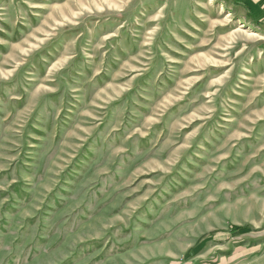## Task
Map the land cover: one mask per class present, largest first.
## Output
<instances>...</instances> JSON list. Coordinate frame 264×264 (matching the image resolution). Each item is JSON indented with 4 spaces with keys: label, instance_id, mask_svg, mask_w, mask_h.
<instances>
[{
    "label": "rangeland",
    "instance_id": "1",
    "mask_svg": "<svg viewBox=\"0 0 264 264\" xmlns=\"http://www.w3.org/2000/svg\"><path fill=\"white\" fill-rule=\"evenodd\" d=\"M0 264H264V30L0 0Z\"/></svg>",
    "mask_w": 264,
    "mask_h": 264
},
{
    "label": "crops",
    "instance_id": "2",
    "mask_svg": "<svg viewBox=\"0 0 264 264\" xmlns=\"http://www.w3.org/2000/svg\"><path fill=\"white\" fill-rule=\"evenodd\" d=\"M237 8L244 21L264 30V0H225Z\"/></svg>",
    "mask_w": 264,
    "mask_h": 264
}]
</instances>
